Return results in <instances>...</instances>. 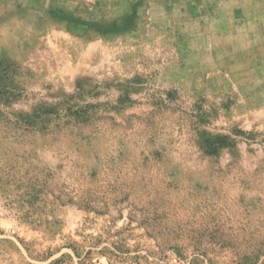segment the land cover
Wrapping results in <instances>:
<instances>
[{
    "label": "rangeland",
    "instance_id": "rangeland-1",
    "mask_svg": "<svg viewBox=\"0 0 264 264\" xmlns=\"http://www.w3.org/2000/svg\"><path fill=\"white\" fill-rule=\"evenodd\" d=\"M0 264H264V0H0Z\"/></svg>",
    "mask_w": 264,
    "mask_h": 264
}]
</instances>
